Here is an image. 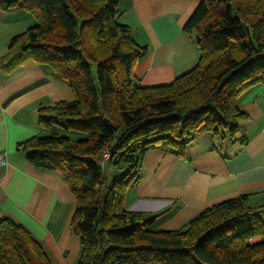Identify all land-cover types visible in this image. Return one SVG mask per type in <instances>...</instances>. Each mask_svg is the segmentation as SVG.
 <instances>
[{
    "label": "trees",
    "instance_id": "obj_1",
    "mask_svg": "<svg viewBox=\"0 0 264 264\" xmlns=\"http://www.w3.org/2000/svg\"><path fill=\"white\" fill-rule=\"evenodd\" d=\"M0 4L37 21L11 39L2 66L34 59L75 93L41 107L39 122L52 133L21 141L17 150L65 176L77 203L71 221L82 243L77 264H264V241H251L264 233V203L251 206L248 194L209 206L181 229L155 230L159 215L124 206L148 150L167 143L183 155L195 136H237V122L247 115L239 96L264 86V0H201L185 24L197 34L199 62L155 85L135 74L148 48L119 21V0ZM106 148L111 155L101 164ZM107 166L122 171L121 179L108 180ZM0 264L54 263L26 226L6 217Z\"/></svg>",
    "mask_w": 264,
    "mask_h": 264
},
{
    "label": "crops",
    "instance_id": "obj_2",
    "mask_svg": "<svg viewBox=\"0 0 264 264\" xmlns=\"http://www.w3.org/2000/svg\"><path fill=\"white\" fill-rule=\"evenodd\" d=\"M201 0H119V21L134 40L146 45L135 74L144 85L168 83L197 65V34L185 24ZM26 10L0 4V60L11 39L36 23ZM75 93L48 65L34 59L16 68L0 63V220L9 217L26 226L54 264H77L82 243L72 231L76 198L65 176L36 167L19 142L52 133L40 120V108L73 100ZM247 114L238 134L195 136L183 155L167 143L148 150L140 181L130 187L124 206L159 215L153 228H184L201 211L226 199L248 194L249 204L264 203V86L254 85L238 98ZM72 136L77 138L78 133ZM113 170V169H112ZM264 241V233L251 238Z\"/></svg>",
    "mask_w": 264,
    "mask_h": 264
},
{
    "label": "rangeland",
    "instance_id": "obj_3",
    "mask_svg": "<svg viewBox=\"0 0 264 264\" xmlns=\"http://www.w3.org/2000/svg\"><path fill=\"white\" fill-rule=\"evenodd\" d=\"M60 133H62V130H59ZM106 172L108 175V180H116V179H121V177L123 176V172L119 171V170H112V168L110 166H107L106 168Z\"/></svg>",
    "mask_w": 264,
    "mask_h": 264
},
{
    "label": "built area",
    "instance_id": "obj_4",
    "mask_svg": "<svg viewBox=\"0 0 264 264\" xmlns=\"http://www.w3.org/2000/svg\"><path fill=\"white\" fill-rule=\"evenodd\" d=\"M102 159L100 160L101 164H104L105 160L108 159L110 157V151L106 148L102 154ZM5 162V155L0 152V163Z\"/></svg>",
    "mask_w": 264,
    "mask_h": 264
}]
</instances>
